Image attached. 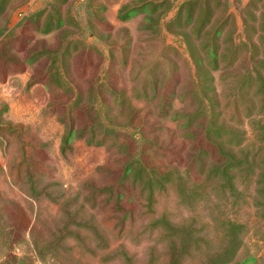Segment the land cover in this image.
<instances>
[{
    "label": "rangeland",
    "instance_id": "374dc122",
    "mask_svg": "<svg viewBox=\"0 0 264 264\" xmlns=\"http://www.w3.org/2000/svg\"><path fill=\"white\" fill-rule=\"evenodd\" d=\"M0 264H264V0H0Z\"/></svg>",
    "mask_w": 264,
    "mask_h": 264
}]
</instances>
